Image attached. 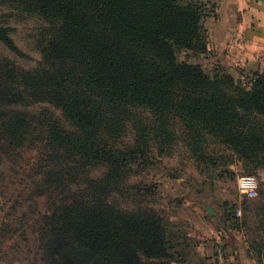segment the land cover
Here are the masks:
<instances>
[{
	"label": "rangeland",
	"instance_id": "obj_1",
	"mask_svg": "<svg viewBox=\"0 0 264 264\" xmlns=\"http://www.w3.org/2000/svg\"><path fill=\"white\" fill-rule=\"evenodd\" d=\"M0 28L16 47L0 42V264H86L66 251L80 247L98 255L82 244L89 224L107 223L125 241V227L147 219L160 222L173 241L186 238L175 243L180 255L174 250L173 258L170 250V259L133 246L140 264H264L260 146L241 141L239 154L217 140L202 119L210 111L184 117L176 89L169 109L135 104L126 113L96 118L92 134L47 96L51 25L34 0H0ZM177 57L211 77L226 70L246 84L252 75L234 65L227 70L229 64L213 54L180 50ZM231 109L219 110L224 139L239 145L235 135L253 132L264 143V120ZM226 116L230 123L242 119L233 135ZM241 176L256 177L255 198L240 190Z\"/></svg>",
	"mask_w": 264,
	"mask_h": 264
},
{
	"label": "trees",
	"instance_id": "obj_2",
	"mask_svg": "<svg viewBox=\"0 0 264 264\" xmlns=\"http://www.w3.org/2000/svg\"><path fill=\"white\" fill-rule=\"evenodd\" d=\"M34 2L51 25L52 40L44 55L52 71L47 96L72 119L88 126L90 133L96 134L98 130L96 118L126 113L135 104L169 109L171 91L176 89L175 95L184 100V117L197 119L210 111L207 119H202L206 124L210 122L217 140L231 144L239 154L245 150L241 141L264 150L262 138L253 132L243 138L240 131L235 135L239 144L236 145L232 139H224L221 124H217L222 117L220 108H227L226 112L232 114L234 107L237 112L264 120V71L252 74L244 84L226 70H217L211 77L200 65L178 60L180 50L208 53L204 4L185 0ZM0 42L16 50L3 28ZM43 80L47 82L49 75ZM100 108L104 110L101 115ZM229 119L226 116L225 127L231 126L233 135L235 128L240 129L242 119L237 122L234 117L233 123ZM124 234L128 240L115 236L107 223L94 226L91 223L83 231L82 244L98 255L76 247L66 251V257L86 264H140L133 246L151 258L170 259V250H177L180 255L181 245L175 243L183 236H176L173 241L165 227L153 219L130 223ZM174 255L175 252L173 258Z\"/></svg>",
	"mask_w": 264,
	"mask_h": 264
},
{
	"label": "crops",
	"instance_id": "obj_3",
	"mask_svg": "<svg viewBox=\"0 0 264 264\" xmlns=\"http://www.w3.org/2000/svg\"><path fill=\"white\" fill-rule=\"evenodd\" d=\"M202 1L207 13L208 55L223 59L229 64L227 70L234 65L248 75L263 72L264 0Z\"/></svg>",
	"mask_w": 264,
	"mask_h": 264
},
{
	"label": "built area",
	"instance_id": "obj_4",
	"mask_svg": "<svg viewBox=\"0 0 264 264\" xmlns=\"http://www.w3.org/2000/svg\"><path fill=\"white\" fill-rule=\"evenodd\" d=\"M238 186L250 198L257 196L258 181L255 176H241L238 179Z\"/></svg>",
	"mask_w": 264,
	"mask_h": 264
},
{
	"label": "water",
	"instance_id": "obj_5",
	"mask_svg": "<svg viewBox=\"0 0 264 264\" xmlns=\"http://www.w3.org/2000/svg\"><path fill=\"white\" fill-rule=\"evenodd\" d=\"M208 210H209L210 214H213V211L211 209L208 208Z\"/></svg>",
	"mask_w": 264,
	"mask_h": 264
}]
</instances>
